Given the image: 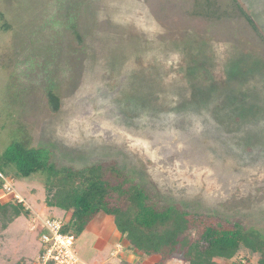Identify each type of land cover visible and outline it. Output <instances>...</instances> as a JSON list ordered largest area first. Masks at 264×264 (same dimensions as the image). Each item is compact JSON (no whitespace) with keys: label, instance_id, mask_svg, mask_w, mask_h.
<instances>
[{"label":"rangeland","instance_id":"rangeland-1","mask_svg":"<svg viewBox=\"0 0 264 264\" xmlns=\"http://www.w3.org/2000/svg\"><path fill=\"white\" fill-rule=\"evenodd\" d=\"M72 2L82 42L64 28L42 29L57 0H0V155L22 141L64 165L137 168L160 207L242 220L264 236V0ZM36 48L39 66L27 63ZM43 179L13 178L30 215L4 231L0 264H32L41 249L37 214L63 217L46 206ZM110 216L114 249L94 248L95 236L83 233L79 264H141ZM258 257L239 252L242 264ZM164 264L187 262L174 255Z\"/></svg>","mask_w":264,"mask_h":264},{"label":"trees","instance_id":"trees-1","mask_svg":"<svg viewBox=\"0 0 264 264\" xmlns=\"http://www.w3.org/2000/svg\"><path fill=\"white\" fill-rule=\"evenodd\" d=\"M57 1L58 8L45 17L42 29L49 28L59 33V27L64 28L82 42L78 29V2ZM239 8L256 27L251 16L241 6ZM0 16H3L1 12ZM45 48L49 52L52 50L49 45ZM38 54L41 55L37 48L32 49L27 63L39 66L40 62H35ZM45 90L50 108L58 111L61 99L55 85L50 83ZM0 171L15 179L43 176L46 206L64 212L61 218L63 229L76 239L98 214L115 216L121 243L141 252V264L154 255L160 256L156 264H164L174 255H180L187 264H220L219 261L242 264L239 252L243 248L258 254L257 263L264 264V236L260 229L250 226L248 222L231 221L221 216L212 221L211 217L172 203L162 208L154 188L137 168L124 170L118 164L109 165L106 169L101 165H64L57 158H51L45 148L29 147L22 141H16L0 155ZM2 185L0 178L1 190ZM121 200H124V206ZM22 215H30L22 203L13 198L0 202V246L5 239L4 231ZM122 264L131 263L124 260Z\"/></svg>","mask_w":264,"mask_h":264},{"label":"built area","instance_id":"built-area-1","mask_svg":"<svg viewBox=\"0 0 264 264\" xmlns=\"http://www.w3.org/2000/svg\"><path fill=\"white\" fill-rule=\"evenodd\" d=\"M0 178L3 180V191L11 192L13 195L11 198L18 203H23L24 199L15 190L13 178L1 171ZM34 220L38 225L37 231L41 235V249L32 264H79L81 262L76 249V237L72 233L64 231L62 219L54 216L42 217L37 214Z\"/></svg>","mask_w":264,"mask_h":264},{"label":"crops","instance_id":"crops-1","mask_svg":"<svg viewBox=\"0 0 264 264\" xmlns=\"http://www.w3.org/2000/svg\"><path fill=\"white\" fill-rule=\"evenodd\" d=\"M264 9L262 10V12ZM4 191L0 189V202L4 203L6 201L2 200L4 198ZM11 198V197H10ZM110 215H107L105 213L98 214L86 227L85 231L83 233L90 232L95 236V245L94 248L98 250H104L108 246H110V253L114 249L116 242H111L114 234L116 233L115 228H112L108 225V227L104 226V222L110 219ZM14 223V222H13ZM82 233V234H83ZM108 245V246H107ZM113 247V248H112Z\"/></svg>","mask_w":264,"mask_h":264}]
</instances>
